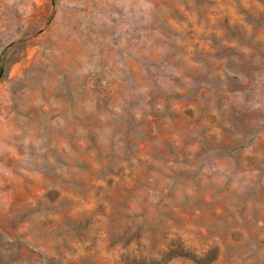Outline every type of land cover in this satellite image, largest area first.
I'll use <instances>...</instances> for the list:
<instances>
[{
	"label": "rangeland",
	"instance_id": "374dc122",
	"mask_svg": "<svg viewBox=\"0 0 264 264\" xmlns=\"http://www.w3.org/2000/svg\"><path fill=\"white\" fill-rule=\"evenodd\" d=\"M0 264H264V0H0Z\"/></svg>",
	"mask_w": 264,
	"mask_h": 264
}]
</instances>
